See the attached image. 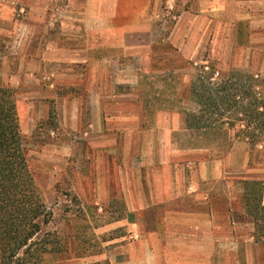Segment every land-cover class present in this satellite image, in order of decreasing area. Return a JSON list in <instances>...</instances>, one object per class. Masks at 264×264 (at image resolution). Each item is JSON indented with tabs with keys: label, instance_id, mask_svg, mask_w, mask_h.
<instances>
[{
	"label": "crops",
	"instance_id": "crops-1",
	"mask_svg": "<svg viewBox=\"0 0 264 264\" xmlns=\"http://www.w3.org/2000/svg\"><path fill=\"white\" fill-rule=\"evenodd\" d=\"M50 1L26 0L24 20L16 19L13 5L22 0L0 2V36L11 35L15 43V57H0V78L16 89L20 120L32 129L57 110L60 126L51 133L64 142L53 153L67 161L72 148L89 158L100 200L107 203L119 192L124 216L106 228L124 227L126 233L108 241L96 263L264 264V235L257 241L253 219L242 221L247 214L241 201V181L264 182V159L252 161L247 140L233 139L221 149L217 142L207 146L206 137H193L183 119H146L139 67L125 89L119 79L128 76L116 70L130 51L149 46L162 47L165 59L152 56L164 67L146 76L182 75L198 65V30L218 65L238 60L233 46L243 50V62L256 54L264 61V0H198L193 15L200 27L174 52L167 50L177 44L171 37L149 44L130 40L152 31L164 0H70L55 7L70 15L56 24L43 17L51 13ZM226 44L231 50L223 53ZM3 68L13 71L3 76ZM177 131L189 132L182 144Z\"/></svg>",
	"mask_w": 264,
	"mask_h": 264
},
{
	"label": "rangeland",
	"instance_id": "rangeland-1",
	"mask_svg": "<svg viewBox=\"0 0 264 264\" xmlns=\"http://www.w3.org/2000/svg\"><path fill=\"white\" fill-rule=\"evenodd\" d=\"M4 1L7 4H12L15 0H0V2ZM66 1L68 3L70 0H51V13L43 15L44 19L56 24L60 19L70 16L67 14L62 15L55 8L61 7ZM25 2L26 0H22L19 4H13L16 7V19L24 20L29 15V8ZM22 9H24V12H21ZM197 9L198 0H164L161 17L153 20L152 31L145 35L144 39L133 36L130 37V40L132 44L139 43V40H145V44H149L152 41L168 40V37H171L174 43L177 42V44L167 50L174 52L175 47L179 48V46L184 45L190 39L191 29L195 30L197 27L199 29V22L197 24L194 23L196 18L194 15ZM38 16L40 15L35 14V17ZM4 37L0 36V57H3L2 59H6L9 56L10 58L15 57L10 53L15 46L11 35H5ZM201 38L203 42H201ZM197 40L201 43V46H198L199 52L195 55L197 56L198 65H194L193 69L182 75L177 73L175 77L165 75L163 77L156 76L155 78L146 76L149 73H155L154 69L164 67V63L151 60L152 56L158 57L162 55V47L151 49L146 46L143 49H133L127 54L123 65H116V70L120 74L123 73L128 76L127 78L122 76V79H119V81L123 79L126 81L122 84L123 89L131 87L129 82L133 83L135 79L130 77L135 76L136 66L139 67L138 78L140 77V80H138L137 87L141 90L139 98L144 101V111L142 112L145 114L146 119H160L166 116L179 123L182 119L185 121L186 113L196 108L190 97V87L198 74L197 68L200 65H213L216 70L221 71V75L238 70L258 73L264 79V61L260 60L262 56L259 54L254 56L253 61L249 63L243 62L240 60L243 50L241 47L235 48L233 46L232 55L233 57L236 55L238 60L227 63V65L220 61L222 65H218V61H213L209 57L210 45L207 44L208 39L203 36L202 30H198L193 42L196 43ZM227 46L228 44L223 46V53L226 49L228 51L231 50V46H229L230 48ZM178 48L176 49L178 50ZM137 57L138 60H136ZM160 58L165 59L164 56H160ZM0 68H2L1 65ZM140 68L144 69V73L141 72ZM12 71L11 68L10 70L3 68L2 74L6 76L7 73L10 74ZM205 71L209 72L211 70L206 68ZM142 73L145 76L143 79L141 78ZM3 79L1 76L0 85L8 84ZM244 117L248 119L247 116ZM59 120L58 112L54 109L50 111V121H39L36 127L32 129L31 124L26 125L21 119V126L26 138L30 166L35 173L44 202L54 215L49 229H56L69 236L73 259L60 262V264H108L106 261L96 263L94 257L111 246L108 241L116 239L122 233H126L124 227L106 228L114 219L124 216L122 200L119 198L117 190L114 193L115 196L108 200L107 203L99 199L94 190V175L91 173L90 159L79 156L81 153L79 154L78 152L80 151H72L71 148L66 157L67 161L59 159L56 154L54 155L53 150L57 144L64 142V139L58 140L56 134L51 133L52 130L56 131L58 126H60ZM236 129L231 130L229 133L228 137L232 140L235 139V134L239 132V129ZM251 130H254L253 127ZM188 131L174 132L176 140L179 143L181 142V144L184 143L188 139ZM255 133L259 134L258 131H255ZM217 135L215 134V136ZM243 142L245 141H242L239 145L244 147L245 144ZM247 147L249 149L251 147L250 144L247 143ZM252 151V161L263 162L264 147L258 146ZM80 171L82 173L84 171V173L81 174L79 173ZM96 200L100 201L97 203ZM241 201L245 204L244 199H241ZM242 216L243 222L250 220L248 216ZM78 254L80 257H77Z\"/></svg>",
	"mask_w": 264,
	"mask_h": 264
},
{
	"label": "trees",
	"instance_id": "trees-1",
	"mask_svg": "<svg viewBox=\"0 0 264 264\" xmlns=\"http://www.w3.org/2000/svg\"><path fill=\"white\" fill-rule=\"evenodd\" d=\"M206 67L211 71H205ZM197 69L198 74L190 87V97L196 108L187 112L185 119L186 128L193 137H206L207 146L217 142L221 149H227L232 144L228 137L230 131L238 128L235 139L247 140L251 149L264 147V79L258 73L238 70L216 76L213 65H201ZM25 139L17 91L10 84H1L0 264L71 261L69 236L49 229L54 215L44 202L30 166ZM241 183L246 214L253 219L256 240L263 241L264 182L243 180Z\"/></svg>",
	"mask_w": 264,
	"mask_h": 264
},
{
	"label": "built area",
	"instance_id": "built-area-1",
	"mask_svg": "<svg viewBox=\"0 0 264 264\" xmlns=\"http://www.w3.org/2000/svg\"><path fill=\"white\" fill-rule=\"evenodd\" d=\"M21 12H24V9H22Z\"/></svg>",
	"mask_w": 264,
	"mask_h": 264
}]
</instances>
